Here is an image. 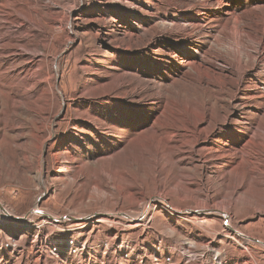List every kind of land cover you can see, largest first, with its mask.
<instances>
[{
    "label": "rangeland",
    "instance_id": "rangeland-1",
    "mask_svg": "<svg viewBox=\"0 0 264 264\" xmlns=\"http://www.w3.org/2000/svg\"><path fill=\"white\" fill-rule=\"evenodd\" d=\"M186 105L209 138L180 130ZM250 137L264 0H0V264H264ZM197 200L229 210L248 251Z\"/></svg>",
    "mask_w": 264,
    "mask_h": 264
},
{
    "label": "bare ground",
    "instance_id": "bare-ground-1",
    "mask_svg": "<svg viewBox=\"0 0 264 264\" xmlns=\"http://www.w3.org/2000/svg\"><path fill=\"white\" fill-rule=\"evenodd\" d=\"M28 10L30 11V9H28ZM236 51H237V56H233V59H234V61L238 65H241V56H238L240 54H239L238 50H236ZM190 106L189 105H186L181 110L180 109H176V111L178 113H180L179 115H181V118H182V121H183V125L181 126L180 130L181 129L183 130V133H184L185 136L189 134V135H191L192 138L199 139L200 135H204L205 138H209L208 137V131H209L210 127L209 126H206L204 128L199 129L200 124H201V120H200L199 117L197 119H195L194 122H190L188 120V117H187L186 114H193L194 113V112H192V107H190ZM201 115L203 116V113H201ZM156 122L158 123L159 121L157 120ZM170 123L171 124L166 123L165 125H163L161 123H158V124L165 126V128L167 127V129H168L167 131L169 132V137H172L173 134H174V131L176 129L175 128L176 126H175V123L174 122H171L170 121ZM157 130H158V128L157 129H154L155 132H158ZM263 142H264V140H263ZM263 142H262V144H259V145H256L255 146L254 145V142H253V137H250L248 139L247 143H246V146H250L251 148H253V151L257 152V154H260L262 156V155H264V147H263L264 144H263ZM225 145H227V144L225 143ZM173 147H172V149H173ZM260 155H258V156H260ZM263 158H264V156H263ZM245 163H246L245 166H246V169H247V174L246 175H247L248 180H249L248 183L254 184L255 187L257 185H259V184H263L262 183V178H263L262 177V173H259V172L254 171V168L252 167V164L248 160ZM232 179H234V182L235 183L232 186L231 196H230V198L228 200V203H227L228 206H229V208L234 205V203L236 201V200H234L235 197H236V194L238 193L239 190L242 189V187L244 185V181H243L244 178H243V175L241 173H239V170H237V171L235 170ZM220 182H222V181H220ZM224 183H223V185H224ZM252 193H250V192L249 193H243V197H244L245 203L246 204H250L251 198H255L254 201H255L256 205L257 204H261L263 207L255 208L257 212H255L254 214L257 215L258 217H260L258 219L259 223L264 222V219H261V217H262L261 215L264 214V189L261 188L260 191H257L256 190L254 192V195L250 196V194H252ZM191 196L190 197L188 196V199H191L192 198ZM163 202H164V199H162V197L160 195H157L156 194V195H154V196H152L150 198L149 204L147 203L148 204L147 206H149L151 203H154V204L162 203L163 204ZM147 206L144 207V209L141 211V213L139 214V216L137 217L136 220H132L131 219L132 220L131 221L132 223L133 222H138L139 220H141L140 222L142 223V222L146 221L147 219H149V215H151L153 213L152 212H146ZM209 206L210 205H209V201L208 200L205 201V202L198 201V200L195 201V207L196 208H200V209H197L198 210L197 212H202L203 214L207 215V217L221 215L222 218H223V220L225 221L226 225L228 224V229L233 234V235L230 236L231 237L230 239L233 240V241H235L242 249H244L245 251H248V248H246V246L249 245L250 242H252V241L254 242V240L252 238H250L249 236L242 235L241 232H238L237 230H235L234 228H232V226H230L231 225V222H232L231 221L232 220V216L228 212L229 210H226V211H219V210L218 211H215L214 210L215 208L214 209H212V207L208 208ZM211 206H214V205H211ZM224 209H226V208H224ZM190 211L191 210L186 209L183 212H181V213L179 212V213L184 215V214L189 213ZM0 212H1L0 216L2 218V212H4V213H6V212H5V210L2 209L1 206H0ZM35 212H30L29 215H35ZM27 218H28V216L26 217V219ZM49 218L51 219V217H49ZM23 219H25V218H23ZM195 223H198V222H195ZM199 226H203V225H199ZM256 242H258L264 248V242H260V241H256Z\"/></svg>",
    "mask_w": 264,
    "mask_h": 264
},
{
    "label": "water",
    "instance_id": "water-1",
    "mask_svg": "<svg viewBox=\"0 0 264 264\" xmlns=\"http://www.w3.org/2000/svg\"><path fill=\"white\" fill-rule=\"evenodd\" d=\"M31 212H35L34 210L33 211H31ZM30 214V213H29ZM28 214V215H29ZM35 214H36V212H35ZM28 215H26V216H28ZM45 217H47V218H49V217H51V216H49V215H46V214H43ZM53 217H51V219H52ZM50 219V218H49ZM64 219H68V218H64ZM52 220H56V219H52ZM60 220V219H59ZM62 220H63V218H62Z\"/></svg>",
    "mask_w": 264,
    "mask_h": 264
}]
</instances>
